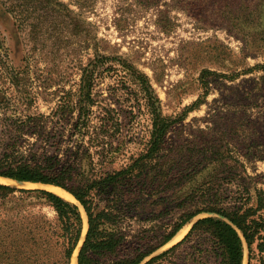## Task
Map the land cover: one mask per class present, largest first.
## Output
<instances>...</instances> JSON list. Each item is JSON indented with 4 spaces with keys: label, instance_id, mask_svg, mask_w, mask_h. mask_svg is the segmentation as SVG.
<instances>
[{
    "label": "rangeland",
    "instance_id": "374dc122",
    "mask_svg": "<svg viewBox=\"0 0 264 264\" xmlns=\"http://www.w3.org/2000/svg\"><path fill=\"white\" fill-rule=\"evenodd\" d=\"M57 1L54 8L46 0H0V156L16 149L28 159L64 162L87 146L78 132L81 109L89 113V131L106 110L120 124L112 137L118 155L107 170L129 165L146 152L152 130L142 74L163 115L177 121L166 148L176 158L175 180L185 172L187 179L153 198L145 190L124 227L170 231L184 207L191 208V196L199 206L256 210L253 218L264 222V208L258 210L260 198L264 204V0ZM2 180L18 189L49 187ZM32 212L53 217L48 208ZM205 217L221 218L197 216L153 256ZM260 236L253 264H264ZM213 249L199 235L169 254L168 264H222Z\"/></svg>",
    "mask_w": 264,
    "mask_h": 264
},
{
    "label": "trees",
    "instance_id": "16d2710c",
    "mask_svg": "<svg viewBox=\"0 0 264 264\" xmlns=\"http://www.w3.org/2000/svg\"><path fill=\"white\" fill-rule=\"evenodd\" d=\"M46 2L54 8L61 5L57 0ZM11 11L14 10L9 8L8 12ZM94 62L89 73L92 84L98 64L97 60ZM139 79L147 94L152 130L146 152L131 158L129 165L119 170H107L118 155L119 149L112 145V137L119 131L120 124L106 110L98 126L89 131V113L81 109L79 125L82 128L78 132L87 146H78L64 162L57 157L47 161L36 160L37 156L28 159L16 149L0 156L1 178L67 191L83 207L88 223L82 241L84 219L78 206L46 190L17 189L0 184V264H71L78 247L77 264H168L169 254L199 235H206L211 240L213 251L222 264H243L244 239L249 251L248 264H253V245L264 232V222L253 218L256 210L229 211L206 202L199 206L191 196L187 198L191 208L185 209V205H181L184 210L176 217L170 231L150 227L132 232L124 227L132 211L143 201L145 190H151L147 197L153 198L155 192L169 190L180 180L187 179L185 172L181 179L175 180L176 158L171 155V148H166L167 136L177 121L163 115L160 100L148 78L141 74ZM206 86L208 88V84ZM86 93L90 97L92 90L88 89ZM196 107L197 102L186 113ZM190 171V175L196 174L195 169ZM35 208L51 209L53 217L36 216L32 212ZM263 208L260 198L258 210ZM22 212L27 215L22 216ZM10 213L17 214L9 217ZM203 213L221 218L196 220L180 243L153 256ZM148 219L154 221L157 217ZM263 247V243L257 244L258 250L264 251Z\"/></svg>",
    "mask_w": 264,
    "mask_h": 264
},
{
    "label": "water",
    "instance_id": "95a60500",
    "mask_svg": "<svg viewBox=\"0 0 264 264\" xmlns=\"http://www.w3.org/2000/svg\"><path fill=\"white\" fill-rule=\"evenodd\" d=\"M1 178V177H0ZM1 179H5V178H1ZM5 180H10V179H5ZM11 181H13V180H11ZM14 182H16V181H14ZM16 183H19V184H31V183H23V182H16ZM1 184V183H0ZM2 185H6V184H2ZM34 185H40V184H34ZM7 186H9V185H7ZM42 186H48V185H42ZM10 187H12V186H10ZM51 187H54V186H51ZM16 188V187H15ZM55 188H58V187H55ZM18 189V188H17ZM59 189H61V188H59ZM37 190H45V189H37ZM61 190H63V189H61ZM46 191H48V190H46ZM63 191H65V190H63ZM50 192V191H49ZM66 193H68L67 191H65ZM68 194H70V193H68ZM71 195V194H70ZM72 196V195H71ZM73 197V196H72ZM74 198V197H73ZM74 200L76 201V203H73V202H71V203H73V204H75L76 206H78L79 207V209H80V211L82 210L83 211V214H84V216L85 217H83V219H84V228H85V230L83 231V235H82V241H83V239L85 238V235H86V232H87V228H88V223H87V216H86V213H85V211H84V209H83V207L81 206V204L74 198ZM70 202V201H69ZM78 203V204H77ZM241 235V234H240ZM241 237H242V235H241ZM243 238V237H242ZM243 244H244V246H245V244H246V242H245V240L243 239ZM247 245V244H246ZM248 247V246H247ZM78 251H79V247L77 248V250L75 251V253H74V255H73V257L76 255V263H77V254H78ZM72 257V258H73ZM72 261V260H71Z\"/></svg>",
    "mask_w": 264,
    "mask_h": 264
},
{
    "label": "bare ground",
    "instance_id": "6f19581e",
    "mask_svg": "<svg viewBox=\"0 0 264 264\" xmlns=\"http://www.w3.org/2000/svg\"><path fill=\"white\" fill-rule=\"evenodd\" d=\"M4 181H5V182H4ZM8 181H11V180H5V179H3L1 182H2V183H6V182H8ZM12 182H14V181H12ZM15 183H16V182H15ZM18 184H19V183H18ZM22 185H30V184H22ZM48 191H50V192H52V193H54V194H56V195H58V196L64 198V199L67 200V201L76 202V201L74 200V198H73L70 194L66 193L65 191H63V190H61V189H59V188H55V187H51V186H49V187H48ZM77 204H78V203H77ZM84 217H85V216H84ZM71 264H77V263H76V256H74V257L72 258Z\"/></svg>",
    "mask_w": 264,
    "mask_h": 264
}]
</instances>
